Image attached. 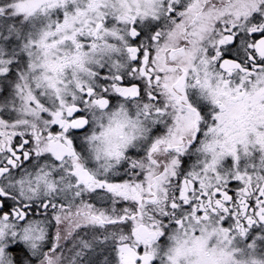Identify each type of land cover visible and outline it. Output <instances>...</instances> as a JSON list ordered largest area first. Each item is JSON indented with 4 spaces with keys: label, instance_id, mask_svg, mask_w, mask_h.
<instances>
[{
    "label": "snow or ice",
    "instance_id": "obj_1",
    "mask_svg": "<svg viewBox=\"0 0 264 264\" xmlns=\"http://www.w3.org/2000/svg\"><path fill=\"white\" fill-rule=\"evenodd\" d=\"M257 222L264 0L0 2V264H174Z\"/></svg>",
    "mask_w": 264,
    "mask_h": 264
},
{
    "label": "clouds",
    "instance_id": "obj_2",
    "mask_svg": "<svg viewBox=\"0 0 264 264\" xmlns=\"http://www.w3.org/2000/svg\"><path fill=\"white\" fill-rule=\"evenodd\" d=\"M130 134V127L122 122L114 123L106 128L96 144L101 148L102 155L111 151L115 145ZM168 254L174 264H264V258L255 254L246 255L234 244L223 240V234L210 228L202 239L177 235L169 242Z\"/></svg>",
    "mask_w": 264,
    "mask_h": 264
},
{
    "label": "flooded vegetation",
    "instance_id": "obj_3",
    "mask_svg": "<svg viewBox=\"0 0 264 264\" xmlns=\"http://www.w3.org/2000/svg\"><path fill=\"white\" fill-rule=\"evenodd\" d=\"M0 2H2V0H0ZM9 2H11V0H9ZM201 103L205 105L206 110L208 111L209 115H211L212 105L204 101H202ZM196 162H197L196 157L193 156L191 159V163L195 164ZM228 228L234 231L236 230L234 223H229ZM169 242L166 244H161L160 251L162 254L167 250L169 246ZM235 247L239 250L242 248H247L251 252L254 249H258V251L263 253V258H264V224L257 222V224L250 227L246 238L237 237L235 241Z\"/></svg>",
    "mask_w": 264,
    "mask_h": 264
},
{
    "label": "rangeland",
    "instance_id": "obj_4",
    "mask_svg": "<svg viewBox=\"0 0 264 264\" xmlns=\"http://www.w3.org/2000/svg\"><path fill=\"white\" fill-rule=\"evenodd\" d=\"M241 251H243L246 255L248 254H255L256 256H259L261 258H263V253H261L260 251H258V249H254L251 251H249L247 248H242L240 249Z\"/></svg>",
    "mask_w": 264,
    "mask_h": 264
}]
</instances>
